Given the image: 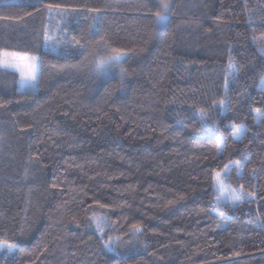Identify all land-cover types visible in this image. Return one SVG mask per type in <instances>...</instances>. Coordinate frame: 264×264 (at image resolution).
<instances>
[{"label":"trees","instance_id":"16d2710c","mask_svg":"<svg viewBox=\"0 0 264 264\" xmlns=\"http://www.w3.org/2000/svg\"><path fill=\"white\" fill-rule=\"evenodd\" d=\"M50 2L0 3V51L42 59L35 92L0 68V239L17 245L0 264H264V0H163L166 37L152 15L161 0ZM69 6L104 9L105 38L127 53L122 85L45 49L43 30L60 38L66 20L88 35L96 14L76 25L57 14ZM214 123L222 140L207 135ZM225 166V184L254 199L218 201ZM93 216L106 217L113 251Z\"/></svg>","mask_w":264,"mask_h":264},{"label":"snow or ice","instance_id":"6c2138e0","mask_svg":"<svg viewBox=\"0 0 264 264\" xmlns=\"http://www.w3.org/2000/svg\"><path fill=\"white\" fill-rule=\"evenodd\" d=\"M0 3H3V0H0ZM34 10H39L41 7H46L49 10L54 7L53 3L50 0H36V3L30 5ZM56 7H60V5H55ZM159 10L152 13L155 24L160 28L162 35L167 36L168 31L170 30V14H171V4L167 2H163L158 5ZM104 9L100 7H88L84 6L81 8L77 7H67L65 11L57 13L61 17L70 18L72 21H75L76 25L80 24L81 19H87L89 13H95L96 15L92 17V24L89 28L88 35L85 37L82 34V31H78L76 35H72L69 31L71 29L72 24L67 20L65 21L63 27L60 31L63 33V36L60 38H53L48 29H44L41 36L43 41V46L45 49H51L52 51H56L58 48L62 49V52L59 53L62 59L65 61H74L79 60L81 62L87 61V66L89 67L90 75L95 78L107 77L111 74L115 73L120 78L121 85L124 83V80L129 75V70L125 67L124 57L127 53L113 46L104 36L103 29L101 27L103 16L101 13ZM31 15V13H29ZM3 18V17H0ZM79 37V38H78ZM93 42L104 45L106 49V54L103 56H92L90 46ZM262 55H264V49H262ZM91 57V58H90ZM20 54L17 52L11 51H0V68L3 69H14L20 72V86L24 89H30L35 92L38 88V74L37 68L42 66V59L40 56H26L23 59L29 61V67L31 71L28 73H24L20 70V65L16 63L17 59H20ZM55 67V65L53 66ZM229 69L236 68V65L233 64L231 59L228 62ZM231 74V73H230ZM3 75H7V73H3ZM262 83H264V79H262ZM225 88H227V79H225ZM225 103L224 100H220L218 104L223 106ZM3 104H0V107H3ZM258 115H264L261 109H255ZM200 112V121L201 127H205L203 121L210 119V117L204 114V109H199ZM187 127V125H185ZM231 128L233 136L239 138L242 132L245 130L242 125H236L235 123L228 125ZM207 135L216 136L219 135L220 139H223L224 132L221 129L219 123H214L210 127L207 128ZM219 151V148L217 149ZM235 166L237 169L242 170L240 161H235ZM230 166H225L223 172L217 171L214 174L215 187L219 189L222 176H226L228 172H230ZM239 175V172H237ZM247 195L248 197L254 199L255 196L253 193L248 192L245 193L243 185H240L239 190L236 191L235 199L238 201H242ZM217 199H219L217 197ZM235 203H233V207H235ZM100 207H106V205H100ZM92 220L95 224L96 230L100 234V238L103 242V246L108 248L111 252L114 250V246L112 244V238L109 236L105 240L106 236V228L109 226L106 217L102 216H93ZM224 223H228L223 217H221ZM132 229L135 232L139 233L142 231V225L133 224ZM117 239H120L119 237ZM0 245H4L9 250V254H11L12 250L16 249L17 245L15 243H9L7 239H0ZM5 264H7V257L4 258ZM122 264H132L131 256L124 259Z\"/></svg>","mask_w":264,"mask_h":264},{"label":"rangeland","instance_id":"374dc122","mask_svg":"<svg viewBox=\"0 0 264 264\" xmlns=\"http://www.w3.org/2000/svg\"><path fill=\"white\" fill-rule=\"evenodd\" d=\"M26 56H34V55H28V54L24 55V54H20V57L21 58L16 60V63L20 65V70L23 71L24 73H28L29 71H31V69L29 67V61L26 60V59H23V57H26ZM9 70L18 73V76H19V80H18V82H19V84H18V90L19 91H24V92H26L28 90L30 91V89L21 88V86H20V72L14 70V69H9ZM38 71L39 70L37 68V74H38ZM262 85H263V89H264V83ZM234 138L235 139H239L240 137L237 138V137L234 136ZM228 175H229V172L227 173L226 176H222L219 189H217L215 187V183H216L215 180H214V183L213 184H214V190H215V192H216V194L218 195V198H219L218 201L220 203L228 204L229 206L233 207V203H235V205H236L239 201L235 199L236 192L234 190L230 189V187L227 184H225V179L228 177ZM2 246L3 245H0V250H1V247ZM4 249H5L4 252H5V254L7 256H11L13 254V252H14V250H12L11 254H9V250L7 249V247H5Z\"/></svg>","mask_w":264,"mask_h":264}]
</instances>
